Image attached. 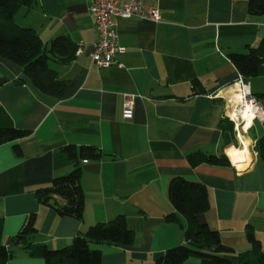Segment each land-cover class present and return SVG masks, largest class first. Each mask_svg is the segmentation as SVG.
<instances>
[{
    "label": "crops",
    "instance_id": "1",
    "mask_svg": "<svg viewBox=\"0 0 264 264\" xmlns=\"http://www.w3.org/2000/svg\"><path fill=\"white\" fill-rule=\"evenodd\" d=\"M248 2L146 0L162 21L119 20V44L127 52L107 69L92 61L99 35L90 0H39L17 12L15 24L34 29L45 46L67 35L77 52L69 64L51 62L69 82L60 99L41 93L21 67L0 57V128L31 132L0 145L2 242L12 254L6 264H46L11 242L32 215L38 232L31 243L52 250L69 246L90 226L125 215L136 234L133 246L91 248L102 252V264H156L167 250L186 243L185 217L181 224L165 221L175 212L168 194L175 177L207 188L210 209L199 220L235 250L234 264L250 248L248 225L264 250V160L255 151L264 121L241 131L250 141V160L235 165L228 156L231 167H192L188 160L193 152L219 156L231 146L243 148L226 114L238 102L233 85L240 75L230 55L260 48L264 39V16L250 15ZM248 83L264 111V77ZM127 94L137 96L130 119L123 114ZM69 145L102 151L99 160L81 164L82 220L60 216L36 194L74 170L75 162L62 151Z\"/></svg>",
    "mask_w": 264,
    "mask_h": 264
},
{
    "label": "trees",
    "instance_id": "2",
    "mask_svg": "<svg viewBox=\"0 0 264 264\" xmlns=\"http://www.w3.org/2000/svg\"><path fill=\"white\" fill-rule=\"evenodd\" d=\"M38 1L0 0V57L21 67L26 78L41 93L60 99L67 95L69 82L59 77L51 62L71 63L76 57L77 46L69 36L63 35L52 40L47 47L34 29L15 24L14 17L17 12L22 7H33ZM248 11L250 15L264 16V0H249ZM230 59L247 81L258 76L264 77V39L260 48L249 49L247 53L231 54ZM3 83L0 78V88ZM230 124L234 130L233 123ZM30 134L27 130L0 128V145L27 138ZM234 149L237 147L231 146L227 149V155L219 156L193 152L188 155V160L192 167L203 164L231 167L228 153ZM16 150L21 154L19 147ZM62 151L75 162L74 170L55 178L50 186L37 190V198L62 217L82 220L85 194L81 187V164L83 161L99 160L102 151L96 146L88 145H69ZM255 151L264 160V137L257 141ZM168 194L175 212L167 215L165 221L169 224H181V216L185 217L186 243L167 250L156 264H185L190 258L200 259L201 264H234L230 257L236 254L235 250L223 244L218 231L199 220V216L210 209L207 188L183 177H175L170 181ZM37 232L36 215H32L11 242L23 246L31 255L44 259L46 264H102V252L93 250L92 244L130 247L134 245L136 236L125 215H119L107 223L90 226L84 234L76 236L63 249L52 250L43 244H32L31 238ZM245 232L250 248L237 255V264H264L262 241L253 226L248 225ZM11 256V252L2 242L0 222V264H6Z\"/></svg>",
    "mask_w": 264,
    "mask_h": 264
},
{
    "label": "built area",
    "instance_id": "3",
    "mask_svg": "<svg viewBox=\"0 0 264 264\" xmlns=\"http://www.w3.org/2000/svg\"><path fill=\"white\" fill-rule=\"evenodd\" d=\"M90 4V13L99 35L97 42L94 44L92 61L98 68L102 69L119 65L117 57L127 52V48L119 44V20L138 18L155 23L162 21L159 9L148 8L146 0H90ZM233 87L237 89L241 100L248 99L252 107L255 108L256 115L253 123L256 120L264 121V111L259 103L252 98L250 86L245 77L240 74ZM136 98L135 95H125L123 114L126 119H130L134 113ZM242 107L241 102H236L231 111L239 113L240 109L238 110V108ZM226 118L234 124L236 136L239 138V132L245 131L243 120L237 122L230 113L226 114Z\"/></svg>",
    "mask_w": 264,
    "mask_h": 264
},
{
    "label": "bare ground",
    "instance_id": "4",
    "mask_svg": "<svg viewBox=\"0 0 264 264\" xmlns=\"http://www.w3.org/2000/svg\"><path fill=\"white\" fill-rule=\"evenodd\" d=\"M234 94L236 95L238 102H241L243 104L242 108L240 109V112H232L230 111V115L237 120L238 117L242 118L240 119L244 121L243 125L244 127H250L253 124V119L256 115V110L254 107H252V104H250L249 100H241V96L237 91H234ZM233 113V114H232ZM239 120V118H238ZM239 126V125H238ZM240 129V127H239ZM239 143L243 146L241 149L234 150L228 154V156L231 158L232 162H235L234 164H241L247 160H250V150H249V143L250 141L241 133L239 132Z\"/></svg>",
    "mask_w": 264,
    "mask_h": 264
},
{
    "label": "rangeland",
    "instance_id": "5",
    "mask_svg": "<svg viewBox=\"0 0 264 264\" xmlns=\"http://www.w3.org/2000/svg\"><path fill=\"white\" fill-rule=\"evenodd\" d=\"M248 130V129H247ZM236 139L238 140V138L236 137ZM239 141V140H238ZM239 149V148H238ZM229 158V157H228Z\"/></svg>",
    "mask_w": 264,
    "mask_h": 264
},
{
    "label": "clouds",
    "instance_id": "6",
    "mask_svg": "<svg viewBox=\"0 0 264 264\" xmlns=\"http://www.w3.org/2000/svg\"><path fill=\"white\" fill-rule=\"evenodd\" d=\"M233 163H235V162H233Z\"/></svg>",
    "mask_w": 264,
    "mask_h": 264
}]
</instances>
